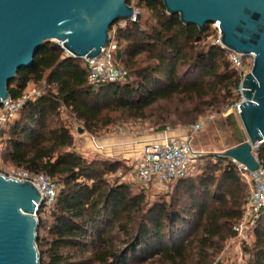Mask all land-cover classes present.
Instances as JSON below:
<instances>
[{
	"label": "trees",
	"instance_id": "trees-1",
	"mask_svg": "<svg viewBox=\"0 0 264 264\" xmlns=\"http://www.w3.org/2000/svg\"><path fill=\"white\" fill-rule=\"evenodd\" d=\"M136 1L153 23L124 21L108 45L116 42L110 62L126 72L123 80L91 84L84 60L48 42L8 84L9 100L24 103L0 130V160L17 174L44 175L58 187L47 219L38 214L40 264H213L242 219L247 187L222 156L201 174L174 182L168 202H150L146 188L134 193L113 178L120 161L89 160L74 149L62 111L94 133L113 124L111 114L144 119L148 109L174 98L189 102L181 120L188 125L240 100L228 51L204 43L212 25L199 32L169 16L161 0ZM29 85L40 91L26 96ZM254 155L264 170V143ZM253 235L245 264H264V208Z\"/></svg>",
	"mask_w": 264,
	"mask_h": 264
},
{
	"label": "water",
	"instance_id": "water-1",
	"mask_svg": "<svg viewBox=\"0 0 264 264\" xmlns=\"http://www.w3.org/2000/svg\"><path fill=\"white\" fill-rule=\"evenodd\" d=\"M147 1V0H139ZM128 0H0V106L8 84L33 64L45 43L61 44L75 59L91 61L110 42V28L140 15ZM169 16L203 32L218 23V44L228 52L252 55L241 82L237 118L244 131L236 147L221 154L248 171L260 167L252 147L264 143V0H161ZM78 134H83L79 129ZM41 205L37 188L0 172V264H40L37 249Z\"/></svg>",
	"mask_w": 264,
	"mask_h": 264
},
{
	"label": "rangeland",
	"instance_id": "rangeland-1",
	"mask_svg": "<svg viewBox=\"0 0 264 264\" xmlns=\"http://www.w3.org/2000/svg\"><path fill=\"white\" fill-rule=\"evenodd\" d=\"M129 6L135 8L136 12L140 15V18L137 19V21L141 22L143 27L146 24L153 23L150 14L143 8L142 5L138 6L136 0H131ZM124 27V22H118L117 25L113 27V31L110 36L114 35L117 28ZM209 33L210 35L205 38L204 43L206 45L218 44L220 35L219 30L215 27V24L211 26ZM115 45L116 42L113 39L109 50L111 51ZM119 65L123 68L121 64ZM35 91H40V89L29 85L26 91V96L36 93ZM188 103L187 99L180 98L159 102L147 110L144 119H125L122 118V115L119 113L111 114L110 118L113 120V124L108 128H103L94 133H87L84 128L79 126L66 112L62 111L61 120L66 126H68L74 136V149L89 160L96 158L106 159V157L93 150L91 139L102 142L103 140L118 138L121 134L125 139H129V142H131V140L134 141L138 138L142 139L150 136L156 137L168 132L184 131L188 133L191 126L197 123H202L203 128L194 136L193 147L195 150L202 152L204 155L195 166L192 165L189 169V173L196 176L197 174L202 173L207 162H215L214 156H221L224 151L236 147L239 140L243 139L244 131L237 118L236 112L232 110V106L224 107L218 112H207L203 116L198 117L194 124L188 125L182 123L181 120L183 119L182 117L184 116V111L189 107ZM5 128L6 124L0 127V130ZM161 128H164L165 130L161 131ZM79 129L83 130V134L77 133ZM125 155L108 159L116 160L117 158H121L118 161L122 163V168L119 169L113 178H117L121 183L132 186L133 192L137 193L141 188L133 175L134 158L130 154H127L126 157ZM0 169L2 174L9 178H16L17 175H19L16 170L3 165L1 160ZM175 185V183L169 184L163 191L149 188L147 189L145 195L150 202H157L161 199L168 202L170 197L174 194ZM246 187L249 194V187L247 185ZM48 216L49 213L39 214V217L43 219H47ZM241 221L242 219L239 222ZM244 224L245 230L243 233L240 236L235 234V237L227 240L223 244L222 251L214 259L213 264H245L247 260L245 249L252 246L254 235L253 227H250L246 222H244ZM42 234L43 232H40V235ZM186 264L192 263L187 262Z\"/></svg>",
	"mask_w": 264,
	"mask_h": 264
},
{
	"label": "built area",
	"instance_id": "built-area-1",
	"mask_svg": "<svg viewBox=\"0 0 264 264\" xmlns=\"http://www.w3.org/2000/svg\"><path fill=\"white\" fill-rule=\"evenodd\" d=\"M136 21L135 18L131 20V22ZM215 27L218 29L216 24ZM58 45L62 48L61 44ZM63 51L68 55L64 49ZM227 58L232 69L240 77V83L236 91L240 96V100L232 106V110L237 114L239 111L238 106L242 101L241 82L245 74L250 71L253 56L228 52ZM84 62L89 70V81L93 85L102 82L120 81L126 76V72L123 69L111 64L108 47L101 51L99 57L91 61L84 60ZM35 94L32 93L28 97ZM23 103L24 100L18 102L7 100L2 103L0 106V127L16 116ZM202 128L203 124L197 123L190 127V130L183 138L164 137L159 141L143 144L137 158L133 162V175L137 183L146 189L152 188L163 191L169 184L184 179L189 174L190 167L192 165L195 166L203 158L204 154L193 147L194 136ZM91 141L95 144V139H91ZM259 145L256 144L252 147L253 154ZM233 163L237 166L240 181L249 187V195L244 207L242 221L233 227L234 234L240 236L245 230L244 222L254 228L264 208V170L260 166L257 171L250 172L244 166ZM14 179L21 182L29 181L37 188L41 196V205L35 207V216L37 218L38 214L49 213L53 209L58 187L49 178L44 175L19 174Z\"/></svg>",
	"mask_w": 264,
	"mask_h": 264
},
{
	"label": "crops",
	"instance_id": "crops-1",
	"mask_svg": "<svg viewBox=\"0 0 264 264\" xmlns=\"http://www.w3.org/2000/svg\"><path fill=\"white\" fill-rule=\"evenodd\" d=\"M186 134L187 133L184 131L168 132L162 135H158L156 137L150 136L147 138L144 137L142 139L138 138L135 139L134 141L131 140V142H129L130 141L129 139L127 138L125 139L124 136L120 134V136L122 137L119 136L118 138L103 140L102 142L95 141V144L92 143L91 141V144L93 150L96 153L106 157V159H112V157L130 154L135 161L143 144L153 141H159L164 137L179 139V138H183ZM120 159L121 158H117L116 160H120Z\"/></svg>",
	"mask_w": 264,
	"mask_h": 264
},
{
	"label": "bare ground",
	"instance_id": "bare-ground-1",
	"mask_svg": "<svg viewBox=\"0 0 264 264\" xmlns=\"http://www.w3.org/2000/svg\"><path fill=\"white\" fill-rule=\"evenodd\" d=\"M216 26H218V23L216 24Z\"/></svg>",
	"mask_w": 264,
	"mask_h": 264
}]
</instances>
